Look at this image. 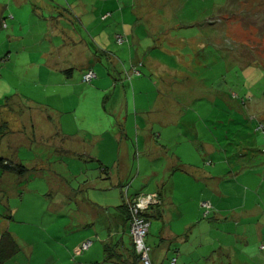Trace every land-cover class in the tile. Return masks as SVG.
<instances>
[{"label": "rangeland", "instance_id": "1", "mask_svg": "<svg viewBox=\"0 0 264 264\" xmlns=\"http://www.w3.org/2000/svg\"><path fill=\"white\" fill-rule=\"evenodd\" d=\"M49 1L57 7L45 3ZM58 13L95 18L97 28L77 20L87 44L63 48L60 36L48 34L52 28L44 17ZM106 13L108 18L100 21ZM97 30L108 34L103 45ZM115 30L128 42L113 40ZM132 41L137 49L130 58L143 65L139 76L124 82V90L117 88L121 101L115 112L113 97L106 99L102 90L82 80V73L95 70V63L98 70L113 63L101 58L98 48L91 50V43L127 66L124 50L135 47ZM51 44L57 49H50ZM55 65L69 67L73 74L57 71ZM62 77L69 79L68 86L59 85ZM18 91L34 105L38 102L43 116L28 113L15 98ZM3 121L7 133L0 155L28 168L18 175L0 170V233L9 230L21 246L12 258L16 263L5 264H87L92 247L84 251L80 243H100L93 228L75 225L77 199L89 198L114 211L124 199V184L130 185L129 196L156 189L152 172L161 169L163 158L155 147L171 157L178 154L175 148L179 152L185 146L176 141L190 144L180 156L191 173L173 169L193 183H204L192 185L193 196L192 190L179 191L182 210L198 209L185 232L188 239L198 227L197 263L264 264V0H0ZM187 124L198 135L184 132ZM60 129L78 132L75 142ZM91 131L101 133L97 143L86 142ZM78 137L85 142L78 143ZM94 146L107 162L109 180L99 179L97 161L86 156ZM112 157L126 160L120 165L123 180ZM198 161L202 169L196 167ZM204 165L213 177H198ZM206 178L213 182L207 185ZM66 186L80 187L79 194L73 198ZM207 197L221 210L198 205V199ZM157 224L153 218L146 235L151 248L159 240ZM167 259L163 253L162 263L169 264Z\"/></svg>", "mask_w": 264, "mask_h": 264}, {"label": "crops", "instance_id": "2", "mask_svg": "<svg viewBox=\"0 0 264 264\" xmlns=\"http://www.w3.org/2000/svg\"><path fill=\"white\" fill-rule=\"evenodd\" d=\"M45 3L47 5L54 4V7H57V5L52 1L45 2ZM80 6L85 7V5H83L82 3L80 4ZM52 10H53V8L47 9V11L50 14L52 13ZM103 15L104 14H102L101 16H103ZM9 16L13 17L12 14ZM101 16H100V21H105L108 18V16H106L105 18H101ZM44 18L47 20L48 27L51 26V28H52L51 30L47 31L48 34L51 33L53 35L57 34L58 36H60L63 40V42L60 43V45L62 44L61 47H63V48H64V46L70 47L69 46L70 43H77V44H81V43L85 44L86 43L87 44V42H85L83 37L81 36V33H80L81 29L78 26L77 20L78 21L81 20L83 26L87 25V26L92 27V28L98 27V24L95 23L96 22L95 18L89 14L82 16L80 18H77V19L75 17L69 16L68 14L66 15L65 13H58L57 15H53V16L51 15L49 18H46V17H44ZM112 21L113 20H111V22ZM114 21L116 22L115 19H114ZM48 34L46 35V37L49 36ZM116 34L123 35L124 38L126 39L124 42L125 43L128 42L127 36L124 33H120L117 30H115L114 36H112L113 40H114V37ZM97 35L100 38L99 39L100 44H102V45L105 44V40H107L108 34L106 32L104 34L103 30L102 31L97 30ZM133 43H135V41H132V44ZM136 43L133 44V45H135V47H131L132 45L131 46L128 45L126 47V49L124 50L127 53V56L129 58L132 54V49L133 50L137 49ZM51 48L53 50L57 49L56 46L53 44L50 45V49ZM90 48L93 51L97 50V48H98L101 51H100V53L97 51V53L98 54L102 53L101 58H104L106 60V62L108 59H111L110 61L113 62V63L107 64V66H105V68H103V70H101V69L98 70L97 69V63H95V65H94L95 70L93 68H91V69L95 72L96 76H95V78H93V80L90 81V83L93 86H95V88L97 87L98 90H102V92H104L107 95V98L105 97L106 99H111L113 97L112 104L115 105V107L113 106V108H114L113 110L116 112V109L119 106V103L121 101V97L118 98L116 96L117 88L120 87L121 90H124V82L129 81V80L131 81L133 77L139 76L140 71L138 74H133L131 72V67L135 65V66H137V68L139 70V67L142 66L143 63L140 60H137V59L133 60V58H130L127 66L123 62L117 64V61L115 62V56L112 52H110L108 50H104L100 46H96L93 43L90 44ZM139 62H141V64H137ZM98 67H100V66H98ZM55 68L57 69V71L62 70L68 76H71V74H73V72L67 71V69H69V67H64L61 65H55ZM96 69H97V71H96ZM61 80L63 83H60L59 85H62V86H68L69 85V83H68L69 79L68 78L62 77ZM58 91H60V89H58ZM14 95H16L15 98L18 101H23L25 103V107L27 109H29L28 113H31V111L33 113L35 111L36 112L41 111V106H38V102H37V105H34V103L28 98V96L25 93L22 94L21 92L18 91L17 94H14ZM61 99L63 100L64 96L63 97L61 96ZM122 101L124 103L125 100L122 99ZM38 115H42V112H39ZM47 118H48V116L46 117V120H47ZM60 130H62V129H60ZM187 131H189L191 134L194 132L193 128L188 124L185 126L184 132H187ZM62 132H64V133H62ZM67 132L71 133L72 136H74V134H78V132H74V131L69 132L66 129H63L61 131L62 135H64L65 137H69V134H67ZM178 132L181 133L182 132L181 129H179ZM98 134H101V133L91 131L89 134L91 137L90 138L87 137L88 141L86 140V142L94 140L95 143H97L98 139H95V138L98 136ZM194 135H198V132L195 131ZM84 136H82V137H84ZM76 137L77 136H74L72 138L73 143L75 142ZM77 142L78 143H84L85 140H84V138H81L79 140V137H78ZM176 143L178 144V146H182V145H185V146H183L184 148L178 147L179 152H177V148H175V152L178 154L175 155L173 153V155L171 157L168 155V152H164L163 147H155V149L157 148L156 155L160 156V158H163V162L160 161L162 164V167H160L161 169H159L158 171L153 170V172H152L153 177H151V178L154 179L153 181L157 186L156 189H152L148 192L140 191L139 193H134L133 195L129 196L128 195V188L130 186L129 183L123 185V191H122L123 197H124L123 201L126 199H132L139 194L142 195V194L151 193V192H157L161 198V205L159 206L160 211H161L160 216L154 218V219H157V221H158L157 226H158V232H159L158 233L159 234V240H158L157 245H156L157 247H155V248L150 247V252H151V256H152V260L150 259V261H153L154 264H163L162 263L163 253H164L165 258L168 257V259L166 261H168V260H170V258L174 257L175 258V264H198L197 262H200V260H201L200 256L198 255L199 252L196 249L201 244L200 242H197V240L199 241L201 239V238H199L201 235H199V234L197 235L198 227L196 228V230L193 228L192 233L188 239H187L186 233H185L187 231V229L191 226L190 224H192L194 222V220H196L197 214H198V209L195 208V206L193 205V209L191 210V212H186L185 209L182 210L181 205L183 204V199H179V191L181 192V194H183L187 190H192V192H193L192 196H193L195 194V188L192 185L195 184L198 186V185H201L204 183H202V182L193 183L189 176H187L183 173L181 174V172L176 173L177 171H175L173 169V168H179V169H182L183 171H185L187 173H191L190 168H187V167L183 168L182 167L184 165V159L181 158V156H180V153H182V155H183L191 149L190 144L189 143L182 144V142H179V141H176ZM93 145H94V143H92V146ZM206 146H208V145H206ZM92 149L95 150L94 155H91V153L93 151ZM92 149H91L92 150L91 153L87 152L86 156L89 159L97 161L98 166L101 165V166L105 167L104 163H107V162H104V159L101 157V154L99 152V148L94 146V147H92ZM72 155H75L74 151L72 152ZM78 155H80V154H78ZM115 155H116V151L114 153V156ZM125 155L127 158L128 153H125ZM111 160H112L113 165L116 166L115 169L122 175V180H123V178L125 177V174H124L125 169L120 167V165L123 164V166H124L126 164V160L122 161L121 158H120V160L119 159L117 160L116 157L110 158V162H111ZM200 165H201V163L199 161L196 162V167L201 168ZM202 167H203L204 171L199 172L198 177L202 178V177H206V175L213 177L212 174H210V171L205 167V165ZM98 169H99V167H98ZM162 169H164V170L162 171ZM106 170L107 171L105 172V171H101L99 169V172H100L99 179H108L109 180L110 171L108 169H106ZM53 175H55V173H53ZM138 175H139V172H138ZM55 176L57 177L56 179L60 180L59 176H57V175H55ZM126 176H128V174H126ZM210 179L211 178L205 179L207 182V185H208V183L213 182V180H210ZM167 180H168V183L164 184V182H166ZM117 184L119 186H122L123 183H121V180H120V183H117ZM69 188H71V187L66 186L65 189L67 190V192H72L73 198H74V195L76 196V194H79L78 192L80 191V187H77L76 189L71 188L72 189L71 191H69ZM184 189H186V191H184ZM66 190H65V192H66ZM65 195L67 196V194H65ZM75 199H76V197H75ZM204 200L209 203V210L213 209L212 211H216V212L221 210L218 207V205L215 204L214 199L212 197H207ZM204 200L198 199V205H200V202H202ZM76 206H77V209L79 208V210L76 211L75 215L73 216V218L74 217L76 218L75 225H77L81 228H84L86 226L93 228L95 238L98 239V241L100 243V245L93 246V243L91 241V245L89 247H87L86 249H82L84 251L89 249V252L92 250V255H90V257L88 259L89 261L86 262L87 264H116L112 261L104 260L105 254H104L103 249H104L105 244H109L111 246L113 245L114 251L116 253H118L121 256V258H123V259L124 258H127V259L131 258V251L133 250L132 249L133 246H132L130 235L128 233V223L126 222L123 224V217L119 212H117L116 209L114 211L113 210L111 211L110 208L103 206L100 203L94 202L89 198L85 199L84 197L83 198L79 197L77 199V205ZM153 210L154 209H152V211ZM85 213L89 214L88 218L87 217L83 218L82 215ZM208 213H209V211H208ZM151 220H150V224H151ZM202 224H204V222L199 223V225H202ZM192 234H193V237H192ZM85 241H83V242H85ZM83 242H81L80 244H82ZM80 247H81V245H80ZM90 248H91V250H90ZM262 248H263V246L260 247V249H262ZM100 250L102 251V253H99ZM195 252H198V253L196 254ZM31 257H32V255L30 253V256L28 258V262H30ZM81 264H85V263H81Z\"/></svg>", "mask_w": 264, "mask_h": 264}, {"label": "trees", "instance_id": "3", "mask_svg": "<svg viewBox=\"0 0 264 264\" xmlns=\"http://www.w3.org/2000/svg\"><path fill=\"white\" fill-rule=\"evenodd\" d=\"M101 18H102V16H101ZM88 69H91V68H88ZM67 71L70 72L71 69H67ZM86 71H84L82 73V80H83V75L86 73ZM95 76H96V74H95ZM91 80H93V78ZM83 81H85V80H83ZM90 81H85V82H90ZM6 101H7V98H4V101L2 103L6 102ZM6 124L7 123L5 121L0 123V142H1L2 138L4 137V135L7 133V129L5 128ZM98 167L101 171H105V172L107 171L106 167H103L101 165H99ZM0 170H2L4 172H13V173L18 175V174H23L24 172H26L28 170V168L23 164H19L17 162L10 161L7 158L0 155ZM166 183H168V180L166 182H164V184H166ZM145 194H147V193H145ZM157 195L159 196L158 193H157ZM138 196H140V194L135 196L132 199L124 200L121 204H119L115 207L117 212H119L123 217V224L126 222L128 223V221L131 217L129 206ZM159 198H160V196H159ZM160 205H161V198H160V203L155 205L152 208V209H154L153 211H152V209H150V210H147V211L142 213L143 218L150 221L151 219H153L155 217H159L160 213H161L160 207H159ZM207 210H209V208ZM131 242H132V239H131ZM132 246H133V248H132L133 250L131 251V258L130 259H127V258L123 259V258H121V256L118 253H116L114 251L113 245L111 246L109 244H105L104 249H103L104 254H105L104 260L112 261L116 264H143L140 260L139 255L135 251L133 243H132ZM20 251H21V246H20L19 242L17 241L16 237L14 236V234L7 229L3 230L0 233V264H5V263L9 262L10 260L15 261L12 258H14L17 255V253H19ZM28 257H29V255H28ZM14 263H16V261Z\"/></svg>", "mask_w": 264, "mask_h": 264}, {"label": "built area", "instance_id": "4", "mask_svg": "<svg viewBox=\"0 0 264 264\" xmlns=\"http://www.w3.org/2000/svg\"><path fill=\"white\" fill-rule=\"evenodd\" d=\"M109 13H106L102 16L105 18ZM126 39L121 34L115 35V41L120 44L123 43ZM141 64V62L137 63ZM131 72L133 74H138L139 70L137 66L131 67ZM95 77V73L92 69H88L83 75V80L90 81ZM258 128H262V125H259ZM160 203V198L156 192H151L147 194H142L138 196L129 206L131 217L128 221V232L132 239L136 253L139 255L140 260L143 264H151L150 261V246L146 243V235L149 230L150 221L143 218L142 213L152 209L155 205ZM200 205L206 210L209 208V203L206 201L200 202ZM91 245L90 240H86L81 244V249H86ZM169 264H175V258L172 257L169 260Z\"/></svg>", "mask_w": 264, "mask_h": 264}]
</instances>
